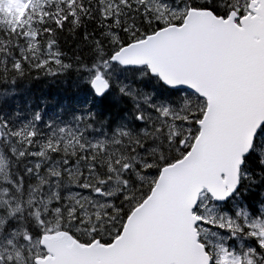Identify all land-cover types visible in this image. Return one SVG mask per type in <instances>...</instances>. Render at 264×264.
<instances>
[{
    "label": "snow or ice",
    "instance_id": "snow-or-ice-1",
    "mask_svg": "<svg viewBox=\"0 0 264 264\" xmlns=\"http://www.w3.org/2000/svg\"><path fill=\"white\" fill-rule=\"evenodd\" d=\"M0 264H264V0H0Z\"/></svg>",
    "mask_w": 264,
    "mask_h": 264
},
{
    "label": "trees",
    "instance_id": "trees-1",
    "mask_svg": "<svg viewBox=\"0 0 264 264\" xmlns=\"http://www.w3.org/2000/svg\"><path fill=\"white\" fill-rule=\"evenodd\" d=\"M37 96H46L51 99L52 96L57 93L63 94V90L68 89L70 87L69 84H51L46 80H42L40 82H35L31 86ZM36 89V90H35Z\"/></svg>",
    "mask_w": 264,
    "mask_h": 264
},
{
    "label": "bare ground",
    "instance_id": "bare-ground-1",
    "mask_svg": "<svg viewBox=\"0 0 264 264\" xmlns=\"http://www.w3.org/2000/svg\"><path fill=\"white\" fill-rule=\"evenodd\" d=\"M36 90V89H35Z\"/></svg>",
    "mask_w": 264,
    "mask_h": 264
}]
</instances>
